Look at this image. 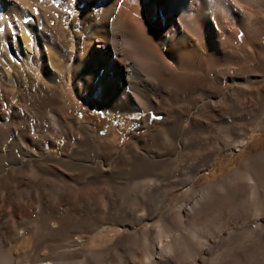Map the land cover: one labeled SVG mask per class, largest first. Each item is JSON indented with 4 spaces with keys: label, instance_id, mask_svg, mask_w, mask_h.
<instances>
[{
    "label": "rangeland",
    "instance_id": "1",
    "mask_svg": "<svg viewBox=\"0 0 264 264\" xmlns=\"http://www.w3.org/2000/svg\"><path fill=\"white\" fill-rule=\"evenodd\" d=\"M199 3L142 45L159 58L153 48L178 47L170 26L184 23L198 52L175 50L162 81L141 71L144 107L81 95L71 57L52 83L36 82L37 49L65 59L82 46L88 17L76 1L65 40L51 37L61 30L45 7L27 21L38 53L25 79L6 77L0 55V248L16 264H264V0H220L209 21ZM48 111L96 136L48 122Z\"/></svg>",
    "mask_w": 264,
    "mask_h": 264
},
{
    "label": "bare ground",
    "instance_id": "2",
    "mask_svg": "<svg viewBox=\"0 0 264 264\" xmlns=\"http://www.w3.org/2000/svg\"><path fill=\"white\" fill-rule=\"evenodd\" d=\"M73 1L81 4L84 15L88 17L85 23L87 30L81 37L82 46L80 50L73 49L71 43L65 59L64 56L55 55L50 49H46L47 47L37 49L41 50L45 57L43 67L36 68V72L44 74V79H37V83H52V76L56 73L63 74L66 61L71 57L73 59L71 68L76 72L74 83L81 95L89 94L101 107L124 105L122 95L127 103L133 98L144 107L150 92L141 71L146 72L157 82L162 81L163 72L169 63L167 58H171L175 50H188L193 59L198 56L195 38L193 39L186 31H180L188 26L182 22L179 24L181 29L170 26L171 41H181L176 45L178 47L173 45V48L170 46L164 49L158 44V50L153 48V51L160 52L159 58L144 55V52L150 49L142 48V45L151 38L157 43V38L163 35L168 22L179 18V13L187 7L188 0H0V55L6 58L4 66L8 63L13 68L10 72L3 66L2 72L6 77L11 80L20 77L25 79L20 69H32L30 55L34 56L38 52L36 49L31 50L30 38L23 34L28 30L27 21L39 17L40 7H45V10L52 13L53 23L61 30V33L55 32L51 37L64 40L67 36L69 38L65 27L70 19L67 12ZM199 2L201 13L197 14L204 21L211 19L220 5V0H199ZM79 27L80 24L72 28L71 36L76 35V29ZM95 28L104 30L109 38V41L102 43V46L97 44L96 39L93 41ZM29 78L31 84L33 80L31 76ZM99 86L105 92L97 99L95 89ZM45 115L48 122L58 127L60 122L67 123L71 128L74 127L79 137L86 134L96 136L80 121L64 120L53 111H48ZM95 145L98 146L97 143ZM254 183L253 195H255L254 186L258 184L254 185ZM163 242L165 241L159 242L156 250H160ZM13 257L9 249L0 248V264H16Z\"/></svg>",
    "mask_w": 264,
    "mask_h": 264
}]
</instances>
